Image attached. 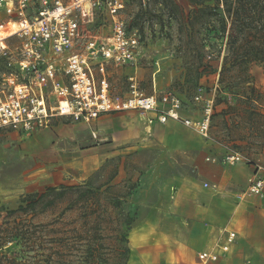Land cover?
Masks as SVG:
<instances>
[{"label": "rangeland", "instance_id": "rangeland-1", "mask_svg": "<svg viewBox=\"0 0 264 264\" xmlns=\"http://www.w3.org/2000/svg\"><path fill=\"white\" fill-rule=\"evenodd\" d=\"M174 1L178 7L173 8L172 16L155 0H126L120 13L127 27L141 35L145 54L142 88L146 93L152 92L150 78L159 61L158 89L192 96L197 86L196 63L201 58L206 69L198 83L209 95H215L216 101L211 139H201L202 145L196 149L171 152L164 145V127L170 123L145 128L139 115L117 119L115 128L105 132L95 120L74 119L58 120L54 126L31 134L0 130V264H165L162 255L166 239L159 232L160 215L171 210L176 189L195 184L194 178L205 191L227 198L229 221L220 226L215 237L219 244L225 230L237 232L235 245L222 256L230 259L227 264H264V190L257 195L248 190L255 164H261L264 172V157L256 159L250 145L234 144L225 135L223 119L237 113L225 110L237 106L239 98L233 93L236 89L220 84V75L217 77L227 48L226 38L218 37V16L196 20V13L192 14L197 3L205 2ZM141 7L149 12L135 21ZM81 20V33L86 39L110 34L105 5L91 7ZM6 21L0 12V22ZM12 41L18 42L17 37ZM114 67L117 65L109 64L110 74ZM116 71L110 77L111 89L123 95L128 91V82ZM250 72L254 79L248 87L255 86L264 95V67L252 64ZM258 106L264 110V106ZM133 118L136 126L131 122ZM240 129L239 133L249 132L245 127ZM254 133L258 140L264 139L263 132ZM116 139L120 145L109 149L111 157L87 178L59 180L64 158L100 143L110 145ZM231 151H244L249 162L227 164L224 158ZM200 165L209 168L207 176L213 179L198 176ZM50 187L66 190L57 196L48 192ZM86 188H91L92 196L80 199L79 193ZM43 192L47 194L42 203L54 200L45 212H40L42 203L34 211L18 210L25 197ZM165 192L172 194L169 202H164ZM138 230L141 232L137 236ZM135 235L138 243L131 242ZM89 244L93 246L92 256L87 254Z\"/></svg>", "mask_w": 264, "mask_h": 264}, {"label": "built area", "instance_id": "built-area-1", "mask_svg": "<svg viewBox=\"0 0 264 264\" xmlns=\"http://www.w3.org/2000/svg\"><path fill=\"white\" fill-rule=\"evenodd\" d=\"M124 4L123 0H0V12L8 20L0 22V32L10 23L19 26L8 36L0 35V130L31 134L50 128L58 117L95 120L106 113L138 111L147 126L180 122L202 139H211L215 95L199 86L190 109L175 91L158 89L157 62L151 93L144 91L136 74L127 76L126 94L112 93L109 64L141 67L140 36L128 29L121 16ZM103 5L108 8L110 34L86 39L81 19L91 7ZM14 37L18 42L12 41ZM224 161L229 165L249 162L239 151L229 152ZM248 183L251 194L263 193L261 164H255ZM236 237L235 231L226 230L222 252L230 250ZM218 258L214 252L198 254L202 264Z\"/></svg>", "mask_w": 264, "mask_h": 264}, {"label": "crops", "instance_id": "crops-1", "mask_svg": "<svg viewBox=\"0 0 264 264\" xmlns=\"http://www.w3.org/2000/svg\"><path fill=\"white\" fill-rule=\"evenodd\" d=\"M140 55L141 67L133 68L129 66H117L116 68L114 67V71H111V74L113 75V73L117 70L116 72L122 73L125 76L126 80L128 75L136 74L142 82V62L145 55L142 52V49ZM156 62L160 66L159 70H161L160 62ZM108 74L110 80V77H112L110 71H108ZM158 74L159 73L157 72L155 76L157 86ZM150 79L152 80V78ZM132 115H139L142 123L146 125L144 117L138 111L106 113L101 115L99 118L95 119V124L99 129L105 132L109 130V128H115L117 119L119 120L126 117L128 118ZM233 117L239 119L240 115L238 116L237 113H230L229 116H226V118L229 119V122ZM68 119L71 118H55L52 126H54V124L58 120L62 121ZM131 122H133V126H136L134 118ZM169 123V126L164 127V145L169 151L178 152L184 149H196L201 147L202 140L204 141V139H202L195 130L191 128H186L184 125L181 124L179 125V122L170 121ZM158 125L162 124L155 123L152 126L146 125L147 127L145 128L154 127ZM243 127L247 128V130L249 131L248 134L245 132H238L241 130L240 128ZM240 128L237 130H232V134H229L230 131L225 125V135L228 138L232 139V142L234 144H242L244 146L250 145L252 147L251 149L255 151L254 157L256 159L259 160V157H264V139L261 138V140H258L259 136L254 137V135L257 136L258 134H251V130L249 129L248 125L241 126ZM139 130L140 132L144 131V128L143 130ZM196 133L198 135H196ZM118 140L119 139H116V141L114 142L112 141V144L110 145H101L100 143L99 146L86 149L85 152H82L79 155H71V157L64 158V164L63 168H61L60 170L61 177L59 178V180L65 182L69 178L71 180H83L87 178L88 175L92 174L94 171L102 167L104 161L111 157L109 149L115 148L120 145V142H118ZM239 152L246 155L244 151ZM209 173V168H206L203 165L198 166V176H205L209 179H213L214 176H207V174ZM196 181L197 179L194 178L195 184H191L185 187L179 186L173 194L174 200L171 204V210L164 214V216L160 215L159 232L161 233V237H163L162 234H164V238L166 239L164 240L166 242H164V253L162 255V257H164L165 264H189V262L191 264H202L199 262L198 254L204 251L214 252L219 256L216 261L209 262L208 264H227V262L230 261L228 257L224 258L222 256L228 254L231 251L232 246L235 245V242L231 245L230 250L227 253L222 252L220 247L222 244H224L226 240V234L222 243L218 244L217 242H215V237L219 231L220 226L227 224V222L229 221L230 209L228 207L227 198L225 195L222 194L218 195L216 193L205 191L203 188L200 187L199 182ZM162 194L166 195L164 202L166 200L169 202V197L172 194H170L169 192H165ZM241 221L242 219H240V222ZM145 225L147 226L148 224L145 223ZM140 226H142V224H140ZM135 228L136 227L134 226L133 229ZM140 232L141 231L138 230L135 233H137L138 236ZM131 242L138 243V238H136V235L133 236ZM135 249H137V247ZM233 263L234 262H232L231 264ZM132 264L134 263L132 262Z\"/></svg>", "mask_w": 264, "mask_h": 264}, {"label": "trees", "instance_id": "trees-1", "mask_svg": "<svg viewBox=\"0 0 264 264\" xmlns=\"http://www.w3.org/2000/svg\"><path fill=\"white\" fill-rule=\"evenodd\" d=\"M123 1L125 2L126 0ZM202 1L205 4L197 3L196 10H193L192 14L196 13V20L198 18L208 19L212 14L218 16V31L220 33L218 37L226 38L227 43L219 74L220 84H224L229 89H236V92L233 93L239 96L238 105H230L228 107L229 110L227 109L225 112H237L240 118L233 117L230 122L229 119L224 118L223 122L229 129V134H232V130H237L245 125L249 126L251 134L256 130L264 133V123L260 122V120H264V110H261L258 106V103L264 106L261 103L264 95L255 86L248 87V84L253 82L254 79L250 72L251 65L260 64L264 67V0H224L223 8L220 7V0ZM155 2H160V4L165 6L168 9L169 16H172L173 8L178 7L174 0H155ZM147 12H149L147 8L141 7L135 16V21L147 15ZM129 30L136 31L135 29ZM139 36L141 41V35ZM202 53H204L203 50L199 52L198 58L201 57ZM156 69L155 63L154 70ZM205 69L206 67L203 66L200 58L199 62L196 63V90L202 85L198 82L203 76ZM229 74L232 75L230 80L227 78ZM195 92L190 97L182 96L178 93L188 102L186 104L190 109L193 108ZM261 136L264 137V135ZM65 190L66 188H60V190L55 187L48 188V192H55L57 196L63 195ZM46 194L47 192L34 193L25 197L18 210H36L37 206L46 197ZM92 194L91 188H86L79 193L78 197L89 200ZM53 203L54 200L43 202L40 212H45ZM87 254L89 256L93 255V246L91 244L87 247Z\"/></svg>", "mask_w": 264, "mask_h": 264}, {"label": "bare ground", "instance_id": "bare-ground-1", "mask_svg": "<svg viewBox=\"0 0 264 264\" xmlns=\"http://www.w3.org/2000/svg\"><path fill=\"white\" fill-rule=\"evenodd\" d=\"M8 25H11V28L8 29ZM6 25L5 27H3V33H0L1 36H8L9 34L13 33L14 31H16L18 29V25L15 23H10ZM136 243V242H135Z\"/></svg>", "mask_w": 264, "mask_h": 264}]
</instances>
